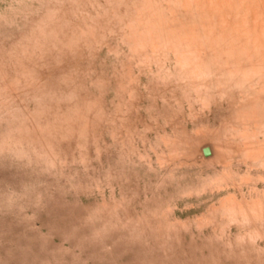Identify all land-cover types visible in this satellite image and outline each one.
Wrapping results in <instances>:
<instances>
[{"label":"rangeland","instance_id":"1","mask_svg":"<svg viewBox=\"0 0 264 264\" xmlns=\"http://www.w3.org/2000/svg\"><path fill=\"white\" fill-rule=\"evenodd\" d=\"M0 264H264V0H0Z\"/></svg>","mask_w":264,"mask_h":264},{"label":"water","instance_id":"2","mask_svg":"<svg viewBox=\"0 0 264 264\" xmlns=\"http://www.w3.org/2000/svg\"><path fill=\"white\" fill-rule=\"evenodd\" d=\"M207 152V151H206Z\"/></svg>","mask_w":264,"mask_h":264}]
</instances>
